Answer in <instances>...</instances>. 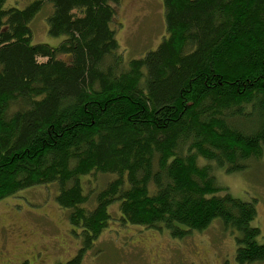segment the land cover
Masks as SVG:
<instances>
[{
	"label": "trees",
	"instance_id": "trees-1",
	"mask_svg": "<svg viewBox=\"0 0 264 264\" xmlns=\"http://www.w3.org/2000/svg\"><path fill=\"white\" fill-rule=\"evenodd\" d=\"M6 1L0 200L55 186L81 245L64 264H80L113 215L175 239L217 221L233 236L235 264H264L256 202L215 175L263 157L264 0H162L165 36L127 63L115 40L119 0ZM44 4L56 46L31 42Z\"/></svg>",
	"mask_w": 264,
	"mask_h": 264
},
{
	"label": "rangeland",
	"instance_id": "rangeland-1",
	"mask_svg": "<svg viewBox=\"0 0 264 264\" xmlns=\"http://www.w3.org/2000/svg\"><path fill=\"white\" fill-rule=\"evenodd\" d=\"M33 0H7L5 6L24 8ZM162 0H119L115 12V40L124 62L155 50L165 36ZM52 8L44 4L29 24L32 43L56 46L47 18ZM262 158L240 175L215 171L216 180L235 198L254 200L264 241V150ZM109 176L98 177L105 182ZM56 188L35 186L0 200V264L19 263L24 256L33 264H64L74 258L80 240L68 225L66 211L56 201ZM109 207L114 212L116 206ZM113 215L109 226L85 252L80 264H235L233 236L217 221L202 232L175 239L167 231L123 225ZM41 253L35 254L34 250ZM6 254V255H5ZM12 264V263H10Z\"/></svg>",
	"mask_w": 264,
	"mask_h": 264
},
{
	"label": "flooded vegetation",
	"instance_id": "flooded-vegetation-1",
	"mask_svg": "<svg viewBox=\"0 0 264 264\" xmlns=\"http://www.w3.org/2000/svg\"><path fill=\"white\" fill-rule=\"evenodd\" d=\"M32 250H34L33 248H30L28 250V252H31ZM34 253L35 254H38V253H41V251H36L34 250ZM6 255V254H5ZM28 256V255H27ZM27 256H24L21 260H19V263L18 264H33L34 263V259L35 257H27ZM16 264L15 262H12V261H8V264Z\"/></svg>",
	"mask_w": 264,
	"mask_h": 264
}]
</instances>
